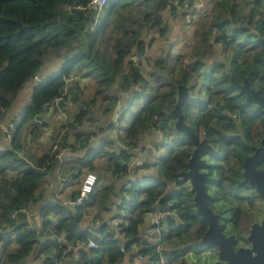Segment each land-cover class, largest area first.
<instances>
[{
    "label": "trees",
    "instance_id": "obj_1",
    "mask_svg": "<svg viewBox=\"0 0 264 264\" xmlns=\"http://www.w3.org/2000/svg\"><path fill=\"white\" fill-rule=\"evenodd\" d=\"M92 1L0 0V139L4 133L2 123L24 86L34 81L35 76H40L41 70L54 58H63L64 62L58 74L38 81L33 89L31 105L22 119L13 123L10 133L5 134L9 140L0 151V231L14 237L2 243L3 250L13 243L17 248L5 256V260L0 255V264H23L36 249L43 258H40V264H60L65 258L74 259L75 253L82 257L79 264H123L126 260L133 264L134 253L146 257L149 264H187L184 259L187 254L212 248L201 244L209 224L197 213L192 191L179 181L181 173L188 169L191 153L179 150L184 136L176 131V119L171 115L178 99V86L189 87L194 76L187 68L184 69L181 61L172 67L165 60L153 65L148 52L155 38L147 39L150 31L159 29L161 36L166 34L163 19L166 10L171 9L174 16H178L181 10L174 4L175 0H112L98 12L91 5ZM233 24L239 27L234 28ZM245 34L248 42L243 39ZM218 48L225 58L229 53L227 58H231L236 80L242 82L249 77L252 84L264 91V0H221L215 4L210 14L197 25L192 58H214L219 55ZM198 65L201 67L202 64ZM196 66H193L194 70ZM148 68L153 71H144ZM217 68L218 64L209 65L207 69L203 92L209 99L214 95L213 86L220 88V95L230 89V79L218 76ZM79 75L83 80L93 78L96 81L101 89L97 94L111 95L113 105L103 110L99 121L113 113L117 104L124 107L127 103L120 123L114 127L124 130L123 124L130 122L125 134L118 137L120 145L117 146L113 140L98 151L91 150L92 172L98 170L93 161L104 154L108 158L107 171L113 178L122 180L130 177L135 173L136 153L143 150L140 143L147 134L163 135L162 141L156 145L158 148H165L168 136H173L172 157L168 159L165 155V159L154 165L159 176L123 181L117 194L114 185L108 184V178L104 177L107 184L96 186L81 205L47 203L40 209L41 226H37L29 216L30 209L40 201V188L58 165L61 151L54 152L53 148L46 147L40 157L35 153L29 155L28 137L38 139L36 119L45 114L53 99L62 95L68 86L67 80L71 77L77 80ZM76 86L78 82L70 86L69 96L73 101L79 100L82 105L90 106L91 110L83 109L75 114L73 122L67 125L73 130H79L85 119L96 115L97 103L95 98L90 102L79 99L80 90ZM192 92L193 96L184 108L190 120L197 118L195 109L205 101L199 100L201 92ZM229 107L232 113L243 117L242 108L237 103ZM219 108L225 109L221 105ZM127 113L132 116L130 120ZM212 117L211 112L207 119ZM107 127L108 123L99 131L110 133L112 128ZM78 133L75 139L83 146L87 138ZM67 138L65 145L68 144ZM214 140L220 143L219 151L222 153L214 155V162H221L226 153V162L231 159L237 162V168H232L231 173L224 168L210 171L209 192L213 199L221 201V194L211 187L225 188L224 197L239 195L246 190L243 162L252 150L241 139ZM232 144L240 149L229 148ZM108 148L113 150L107 151ZM23 151L27 155L21 154ZM75 152L76 149L73 150ZM85 160L84 157L76 159L72 170L87 166V162L82 163ZM136 168L151 170L145 162ZM78 196L79 192L73 201ZM114 196L121 199L117 207L121 218L120 231L105 223L97 228L84 227L83 222L92 210L109 211L112 208ZM162 208L168 209L170 215L162 221L160 234L153 228L162 239L160 237L157 242L142 239L147 232L144 216ZM236 214L238 217L239 212ZM31 224L36 226L34 230L29 229ZM231 226L232 234L239 222L234 221ZM90 240L95 241L99 248L90 249L83 245ZM165 241L170 248H164ZM77 248H80L79 252L75 251Z\"/></svg>",
    "mask_w": 264,
    "mask_h": 264
},
{
    "label": "rangeland",
    "instance_id": "obj_2",
    "mask_svg": "<svg viewBox=\"0 0 264 264\" xmlns=\"http://www.w3.org/2000/svg\"><path fill=\"white\" fill-rule=\"evenodd\" d=\"M238 1H240V0H238ZM168 28H170V24H169ZM160 34H161V32L159 29L154 30V31H150L147 34L148 40L150 38H155L154 44L152 45L150 51L148 52L149 60L151 61V63L154 65L156 62H158L160 60L161 61L165 60L172 67V66H175V63L177 61H179V62L181 61L183 63V66L185 65V67L194 76V79L190 82V85H189L190 89L194 90L195 94H198L200 92V89L205 91L204 87L206 85V80H207L206 76L208 74V71H207V73L203 74V76H201V72L203 70L202 69L203 67H206V69H208V67L210 65V63L208 61L211 58H205V60L203 58H192L193 57V45H191L189 40H186L185 38H180L179 34L177 35V33H174L172 28H170L166 31L165 36H161ZM243 39L246 42H248L246 40V34L243 36ZM246 44L247 43H243V45H246ZM219 48H218V54H219ZM221 53L223 54V51ZM180 55H182V56H180ZM228 56H229V53L226 56V58L224 56L221 59L224 61L226 59L231 60V58H227ZM197 63H201L202 64L201 67L199 65L197 67L196 66ZM63 64H64L63 58H54L52 61L49 62L48 65H46L41 70V72L39 74L40 77H37L36 80L31 82L32 85L29 82L23 88V90L20 91V93L18 94L11 110H9V114H8L7 119L5 118V120L2 123L1 127H2L3 132H4L2 134L3 136L5 134L7 135V133H10V131H9L10 129L12 130V128H13V127L11 128V126L13 125L11 123L12 120L19 122L22 119L25 110L31 105L32 97H33V89L38 84V80L46 79V78L50 77L51 75H53L54 73L58 74L60 72ZM194 65L196 66L195 70L193 68ZM144 71H153V70H152V68H148L147 70L145 69ZM81 77H82L81 75L78 76V79L76 80L78 82V86L75 87L78 90H80L79 99H81L82 101H86V102H90L94 98L97 100V103L95 104V109H96L95 114L96 115L95 116L91 115L89 117V119H85L83 124L85 127H88V131H98L100 127H102L103 125H105L107 123L109 125L112 121L113 113L107 114L105 117H102L103 118L102 122L99 121V118L103 114V110L110 107L111 105H113L112 101L110 100L111 95L106 94V93L97 94V92L101 89H99V87L97 86L96 81L93 78H86L87 80H83ZM73 84H74V82L70 83V85H73ZM81 89H83V90H81ZM203 93L204 92H202V94ZM127 99L128 98H126L124 101H126ZM205 101H206V99H205ZM72 102H73V99L71 98L70 104ZM74 103H75L74 106L71 107V109H70L72 119H74L75 114H77L80 110H83V109L91 110L90 106L82 105V102H80L79 100H74ZM126 106H127V103L125 104L124 107H123V104H121V108L119 110V114L117 115V120L115 121L114 125H118L120 123V121H119L120 116L122 115L123 112H125L124 110H125ZM137 109H139V108H137ZM128 117L130 120V117H132L130 113H127V118ZM66 118L68 119L67 113H66ZM61 119L63 120L62 117H61ZM62 124L64 125V120H63ZM251 124H252V122H251ZM114 125H113V127L111 129L112 131L110 133H104L105 138L102 141L103 144H104V142L109 143V142H112L113 140L114 141L119 140L118 137L120 135L125 134L126 129L130 126V122L128 121V122H125V125L123 124V126L126 127L124 130L116 128V127H114ZM64 126H66V125H64ZM63 133H64V131H63ZM80 134L82 136H84V138H87L88 140L92 139L91 133L85 132L84 130H80ZM104 134H103V136H104ZM72 135L74 138V135L78 136L79 133L75 132L73 130V131H71V136ZM55 137L56 136H54V137L52 136L51 142H44L41 144L45 145L46 147H51V148H53V150H55V147H54V142H55L54 138ZM157 139H159V138H157ZM28 145L32 146V149L30 151L31 154L38 153V140L34 141L33 139H30V140H28ZM58 145H59V149L64 147V146H69V144L65 145L63 143V140H60V141L58 140ZM78 145L79 144L77 142L75 144V146L77 147ZM156 145H158V144L157 143L151 144V146H153V147L150 149V151L154 152V153L158 152V153H156V155L158 154L157 159L154 161H151V162H149L147 160L145 161V163L147 165H149L151 168V170H149V172H146V174H148L149 176H152V177L159 176L157 169L154 167V165L156 163H159L161 160L165 159V148H161V147L158 148V146H156ZM0 149H3V147L1 146V143H0ZM112 150H113L112 148L107 149V151H110V152ZM44 152L45 151L43 150V153ZM139 152H140V150L138 151V153ZM145 153H150V152L145 151L144 155H147ZM40 156H41V154H38V157H40ZM102 156H99V158L97 159V169H98L97 173L100 177L104 178V176L106 175V167L108 166V164H107L108 159L104 156V154ZM148 156H151V155H148ZM153 157L155 158L156 156L152 155V158ZM218 166H223V167H225L226 170H231L232 168L233 169L237 168V165L235 164V160H233V159L229 160L228 163H226V162L221 163L220 162ZM228 173H231V172H228ZM10 176L11 175H8L7 177L10 178ZM114 179L108 178V181L111 182ZM105 180L106 179H101V184H103ZM118 182H119V180H118ZM120 182H121V180H120ZM120 184L121 185L123 184V180L121 183L116 184L117 188L120 187ZM224 186L227 187L226 184H224ZM223 189H225V188H223ZM223 189L222 188L217 189V191L221 194V201H218V203L217 202L215 203L214 209L219 210V211H221V209L222 210H228L229 216L231 218L233 217L232 214H236L237 212H240V216L234 218V221L238 218V222H239L238 228L235 229V231L237 233L235 232L234 235L237 234L239 236L238 239H240V240L238 242V247H242V246L248 247L249 246L248 242L245 243V240L247 241V237L249 236L250 229L252 228V226L254 224L261 223V221L264 217V200L261 199L259 196H257L254 189L250 188V187H248V190L242 191L239 195L238 194L232 195L230 197H224ZM241 194H242V197H241ZM237 208H238V210H237ZM228 229L234 231L233 228L231 227V224H228L227 230ZM4 233H5L4 231H0V246L3 243L1 236H3ZM158 233L160 234V232H158ZM152 234L154 236L153 237L154 240H156V239L158 240L161 237L160 235L157 236V234H155L154 229H152ZM10 238H12V237H9V239ZM161 239H162V237H161ZM12 246L16 247L17 245L15 243H13ZM164 248L165 249L170 248V244L167 241L164 242ZM206 251H212L215 254L217 253V250L212 249V248H208V249H206ZM36 258H37L36 254H32V256L29 257L27 259V261L23 262V264H31V261L37 260ZM201 261H204V258L201 257V258L197 259V263H199ZM186 263H188L187 258H186ZM7 264H13V263L9 262ZM162 264H165V263H162ZM209 264H214V260L213 261L211 260V262L209 260Z\"/></svg>",
    "mask_w": 264,
    "mask_h": 264
},
{
    "label": "crops",
    "instance_id": "obj_3",
    "mask_svg": "<svg viewBox=\"0 0 264 264\" xmlns=\"http://www.w3.org/2000/svg\"><path fill=\"white\" fill-rule=\"evenodd\" d=\"M196 4L200 3L203 6V10H204V16L200 17V18H194V25L189 26L186 24L183 14L182 15H178V16H174L172 14L171 9L166 10L163 13V19H164V24L166 25L167 30L172 28V30L174 31V33H177V35L179 34L180 38H185L186 40H189V42L191 43V45H194V34H195V30L197 28L198 23L204 19L205 17H207V15L210 14V12L213 10L215 4L221 0H193ZM246 12V11H245ZM169 22V23H168ZM170 24V28L169 27ZM234 28H238V25H234ZM165 36V35H164ZM220 53L219 55H216L214 58H223L224 56H221ZM40 77V76H38ZM39 81V80H38ZM33 82V81H32ZM31 83V82H30ZM27 85V84H26ZM25 85V86H26ZM32 85V83H31ZM24 86V87H25ZM74 101L65 108V111L68 115V120H67V125L73 122V119L71 118V107L74 106ZM11 110V109H10ZM47 112V109L46 111ZM9 111L7 112L6 115V119L8 117ZM73 114V113H72ZM47 117H49L47 115ZM89 119V118H88ZM5 120V119H4ZM16 122L14 120H12V124ZM63 120L59 117V115H53L51 116V118H49L47 120V130L49 134H47L45 136V133H43L41 136L38 137V135H36L38 137V153H35L36 157L38 156V154H43V150H46V146L42 145L41 143L44 142H51L52 140V136H56L54 138L55 142L57 141V139H61L65 140V137L68 136L67 141L69 146H71L72 150L76 149L77 152L73 153H64L61 156H58V165L53 169V171L51 172L50 175H48L45 178V182L44 185L40 188V194H42V197L40 199L39 202H37V204H33L34 206L30 209V218L32 220V222H34L35 224H37L38 226V218L39 217V212L40 209L46 205L47 203H61L63 205L66 206H70V203L73 202L74 198L76 197V194L79 192L80 189V182L82 180V176L91 171L90 170V161H91V155L89 153H91V150L94 151H98L100 150L104 145H106L108 142H104V144L102 143L103 139L105 138V134L103 136V132L101 133L99 130L98 131H88V127H85L84 124L81 126V128L79 130H74L75 132H80V130H84L85 132L91 133L92 139H87V141L84 143V147L81 145V141H77L73 138V135L71 136V131H73V129L70 128V126L67 127L64 126L63 124ZM64 131V133H63ZM159 138V139H157ZM32 139L31 137H28V140ZM163 139V135L161 133L159 134H147L145 135L144 140L141 142V147L143 148L142 151H140L138 154L136 153L137 156V162L134 165V172L130 177L126 178V179H122L123 181H129V180H135V179H139V178H144V177H148L150 178L151 176H149L148 174H146V172L149 171H144V170H139L138 168H136V166H138L139 164H142L143 162H145L146 160L151 162L157 159L158 154L156 155V153L151 152L150 149L153 147L151 146V144L153 143H157L159 144ZM8 140L9 138L6 135H2L1 139H0V143L1 146L3 147V149L5 148V145L8 144ZM35 141V139H33ZM54 142V143H55ZM78 142V146L74 148V145ZM115 143L118 145L121 142L119 140H115ZM73 145V146H72ZM155 146V145H154ZM45 147V148H44ZM3 149H0L3 150ZM32 149L31 145H28V150L30 151ZM150 152V153H145L147 155H144V152ZM23 155H27L26 151L22 152ZM29 155H33V154H29ZM103 154H101L100 156H102ZM151 155V156H148ZM152 155H155L156 157L152 158ZM91 156V157H90ZM82 157L86 158L85 161H87V166H85L84 168L80 169L79 168V174L76 176H72L71 171L72 168H75V164L74 162L76 161V159L81 160ZM103 157V156H102ZM99 157L96 158V160L93 161V165L95 166V168H97V159ZM107 158V157H106ZM108 159V158H107ZM108 164V162H107ZM72 166V167H71ZM94 173H97V171H94ZM139 173V174H138ZM104 177L110 178V179H114L112 177V175L107 171V167H106V175ZM101 179H104L103 177H100L98 175V184L97 187H100L104 184H107L106 181H104L103 184H101ZM118 179H114L113 181L109 182L110 185H114L115 187V193L117 194L118 192L121 191L122 189V185L120 184V187L117 188L116 184H119L122 182L117 181ZM101 184V185H100ZM121 203V199H119L118 197H113V200L111 202L112 208L109 211H104V210H95V211H91L90 215H88L86 217V219L83 222V226L84 227H99V224H108L109 226H113L114 227V221L116 222H121V218L118 216V210L117 207L119 206V204ZM162 213L165 214L163 220L166 218V216L168 215V212H164L163 210H161ZM168 211V209H167ZM40 221V220H39ZM144 226L145 229L147 230V232H145V234L143 235L142 239H146V240H153V234H152V229L154 227L151 226L150 223V215H146V217H144ZM115 228V227H114ZM152 228V229H151ZM116 230V228H115ZM156 233H158L157 229L155 228ZM160 232V229H159ZM159 234V233H158ZM9 237H12L9 239ZM14 237L10 236L7 232L4 233L3 236H1V239L4 241H8V240H12ZM159 240V239H158ZM155 241V240H154ZM157 242V239L156 241ZM12 246V245H11ZM8 247L6 250H3L2 245L0 246V255H2L3 259L5 260V256H7L9 253L13 252V250L16 247ZM80 248L75 249L76 252H79ZM32 254H36L37 256V260L31 261V264H40L41 261L43 260L42 256L38 255V250H34ZM31 254V256H32ZM138 253H134L132 255V263L133 264H149L148 261H137L135 260V256H137ZM29 256V257H31ZM28 257V258H29ZM74 259L71 258H65V261L60 262V264H79L80 260L79 258H82L79 254H76L73 256ZM42 260H41V259ZM186 259V257L184 258ZM192 260V259H190ZM210 260L213 261V257L210 258ZM27 261V260H26ZM189 261V259H188ZM4 264V263H3ZM123 264H129L128 261L126 260L125 263Z\"/></svg>",
    "mask_w": 264,
    "mask_h": 264
},
{
    "label": "flooded vegetation",
    "instance_id": "obj_4",
    "mask_svg": "<svg viewBox=\"0 0 264 264\" xmlns=\"http://www.w3.org/2000/svg\"><path fill=\"white\" fill-rule=\"evenodd\" d=\"M208 62L210 63V65L218 64V68H217V70L219 71L218 76L228 77L230 79V81H231L230 89L228 88V91H227L228 93L225 92L226 94L224 93V94L220 95V88L216 87V86L214 88V86H213L212 91H214V95L211 99H209V97L206 95L205 92L202 94L203 90L200 89L202 97H199V100H200V98L203 100L206 99V102L205 101L201 102L197 106V108L195 109V116L197 118H194L195 120L194 119L190 120L189 118L186 117L185 112H184V115H185V123L190 126L193 133L200 139V141H205L207 144L204 146L203 151L201 153L200 159L202 161H205V165L200 168V171L202 173H206L211 180V177L209 174H210V171L212 169H214V168H217L218 170H219V168L225 169V167H223V166H218L220 162H214L212 160L214 155H219L218 153L222 154L219 151L220 143H217L214 139H217V138L241 139L242 142L244 144L246 143L250 147V149L252 150V153H250V155L245 157V159L248 158L249 156H251L254 153L253 152L254 148H259L261 146V142L264 138V109L259 108V105L257 102L249 101L246 94L242 93L239 89H236L233 86L232 79L236 80V78H235V73L233 71L234 67L232 65V62L230 63L229 59H226L224 61L221 58H211ZM183 67L186 68L185 65ZM202 69L203 70L201 72V76H203V74L207 73V71H208L206 69V67H203ZM222 73H223V75H221ZM240 75H241V73L238 74L239 79H240ZM222 77H220V78H222ZM236 81L240 85H243L246 81H248L249 86L254 91L260 92L261 96L264 97V91L259 89L256 86V84H252L250 82L249 77L245 78L242 82H240L238 80H236ZM188 88H189V92H190V97H189L187 103L185 104V106L188 104L189 100L193 96L192 90L190 89V87H188ZM226 100H227V102H226ZM234 103H237L238 106H240L242 108V116H243L242 118L240 116L232 113V111L230 110L229 106L234 104ZM220 105L223 106V108H225V109L224 110L220 109L219 108ZM185 106H184V108H185ZM193 110H194V108L191 109V111H193ZM211 112H212V115L214 117H212L213 119L208 120L207 119L208 114ZM243 118H246V120L243 121ZM251 122H252V124H251ZM183 136H184L183 144H181V146L179 147V150L180 151L188 150L191 153V156L189 158V161H190L192 154H193L194 150L196 149V145L189 138H187L185 135H183ZM172 139H173V136H168V138L166 140L165 155H166V158H168V159H170L172 157V147H171ZM187 140H189V141L187 142ZM234 147H237L238 149H240L239 146H234L233 144L229 148L233 149ZM226 155H227V153H226ZM226 155L221 157V163L226 162L225 161V159L227 158ZM189 161H188V169L186 171L189 170ZM226 163H228V160ZM236 163L237 162L235 161V164ZM258 168L260 170H263L264 169V162ZM186 171H183V172H186ZM227 171L231 172L232 169L227 170ZM242 172H244V162H243ZM210 180H209V182H210ZM179 181L183 187L189 188L191 190L190 182L188 180H184L181 178V179H179ZM208 183H207V189L209 192L210 187L208 188ZM244 185H246L245 189L248 190L249 185L248 184H244ZM211 188H212V190L218 189L217 187H211ZM250 188H252V187H250ZM254 191H255V189H254ZM209 194L211 195L210 192H209ZM257 196H259V195L257 194ZM212 197H213V195H212ZM260 198L264 200V198H262V197H260ZM218 201H219V199H216V198L213 199L212 198V200L210 201V208L212 209V211L215 214H218L220 216V221H221L222 227H224L223 228L224 233L227 236L234 235L235 233H232V234L230 233L232 230H229V229L227 230V226H228V224H232V222H234V218L237 217V214H232L233 217L231 218L229 216L228 210H222L221 209V211H219V210L214 209V205L216 202L218 203ZM239 216H240V212H239ZM235 221H238V218ZM224 224H226V225H224ZM228 233H230V234H228ZM235 236L237 239L239 238V236L237 234Z\"/></svg>",
    "mask_w": 264,
    "mask_h": 264
},
{
    "label": "water",
    "instance_id": "obj_5",
    "mask_svg": "<svg viewBox=\"0 0 264 264\" xmlns=\"http://www.w3.org/2000/svg\"><path fill=\"white\" fill-rule=\"evenodd\" d=\"M232 81L233 86L246 94L249 101L257 102L259 108L264 109V97L261 96L260 92L254 91L249 86L248 81L243 85H240L235 79H232ZM189 97V88L185 85L178 86V99L171 115L176 119V131L185 135L196 145V149L189 161V170L181 173V177L190 182L191 191L194 194L196 211L209 224V228L204 234L201 244L217 250V253H214L213 256L215 264H264V217L261 223L254 224L250 229L249 236L247 237L249 246L238 247L236 236H227L224 233L220 216L215 214L210 208L212 195L209 194L207 189V183L210 178L206 173L200 171V168L205 165V161L200 159L201 153L207 144L205 141H200L190 126L185 123L183 110ZM120 108L121 104L119 103L113 112L112 121L108 125V129L113 127ZM253 152L244 161L243 183L254 188L255 192L264 198V169L260 170L258 168L264 162V138L261 146L254 148ZM162 210L167 212L166 208H162ZM39 220L38 218V225L40 224Z\"/></svg>",
    "mask_w": 264,
    "mask_h": 264
},
{
    "label": "built area",
    "instance_id": "obj_6",
    "mask_svg": "<svg viewBox=\"0 0 264 264\" xmlns=\"http://www.w3.org/2000/svg\"><path fill=\"white\" fill-rule=\"evenodd\" d=\"M112 0H93L91 5L93 6L94 9L98 10V12H101L103 10V8L110 3ZM175 5H177L179 7L180 14H183L184 20L186 22L187 25L192 26L194 25V18H200L202 16H204V10H203V6L202 4L198 3L196 4L193 0H182V2L180 0H175L174 2ZM38 76H35V80L37 79ZM75 83L76 78H69L67 80V84L68 86L64 89V92L62 93V95H60L59 97L53 99L50 104L47 106V112H45V114L40 118V119H36V125H37V129L35 131V134L38 136H41L43 133H45V136L49 133L47 130V127L45 126V121L46 119L51 118V116L53 115H59V117L63 118L64 120V125H67V118H66V111L65 108L69 106L70 104V100L71 97L69 96L70 94V86H74L70 85V83ZM46 111V110H45ZM47 115L49 117H47ZM59 141L61 140L60 138L58 139ZM58 140L57 142L54 144L55 150H53L54 152L57 150H60V154L59 156H61L64 153H70L73 152L71 146H66V147H62L59 149V145H58ZM87 161H83L82 163H86ZM81 163V162H80ZM79 170L78 169H73L71 174L72 176H76L79 174ZM98 184V176L96 173L89 171L87 173H85L82 176V180L80 182V189H79V196L77 197V199L73 202L70 203V205H81L95 190L96 186ZM170 207L173 206V204L169 205ZM170 213L168 212V215ZM146 215H150V223L151 226L156 228L157 231L159 232L160 229V225L163 221V218L165 216L164 213H162L161 210L155 211V212H150L147 213ZM146 215L144 217H146ZM38 226H41V222ZM114 227L116 228V230L120 231V224L119 222L114 221ZM36 228L35 224H31V226H29V229L34 230ZM83 245H86L88 248L90 249H98L99 246L96 244L95 241H88L87 243H83ZM56 253V251H55ZM214 256V253L212 251H205V252H201V253H189L187 254V256H185L189 261L187 264H209V260L210 258H212ZM204 258V261H201L199 263H197V259L198 258ZM192 259V260H190ZM79 260L81 261V258H79ZM135 260L141 262V261H147V258L142 256L141 254H137V256H135ZM214 260V257H213ZM186 261V259H185ZM211 262V260H210ZM88 264H91L90 262H88ZM215 264V262H214Z\"/></svg>",
    "mask_w": 264,
    "mask_h": 264
}]
</instances>
